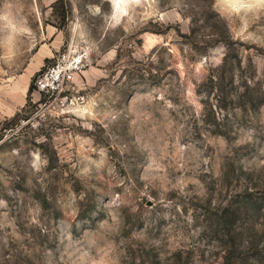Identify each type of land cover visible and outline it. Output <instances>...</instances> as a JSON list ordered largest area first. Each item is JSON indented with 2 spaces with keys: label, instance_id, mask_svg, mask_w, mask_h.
<instances>
[{
  "label": "rangeland",
  "instance_id": "374dc122",
  "mask_svg": "<svg viewBox=\"0 0 264 264\" xmlns=\"http://www.w3.org/2000/svg\"><path fill=\"white\" fill-rule=\"evenodd\" d=\"M0 264H264V0H0Z\"/></svg>",
  "mask_w": 264,
  "mask_h": 264
},
{
  "label": "built area",
  "instance_id": "2783aa9c",
  "mask_svg": "<svg viewBox=\"0 0 264 264\" xmlns=\"http://www.w3.org/2000/svg\"><path fill=\"white\" fill-rule=\"evenodd\" d=\"M89 58L85 51H73L69 46L59 51L57 57L35 78L38 91H55L72 81L79 70L88 63Z\"/></svg>",
  "mask_w": 264,
  "mask_h": 264
},
{
  "label": "crops",
  "instance_id": "0c3cea01",
  "mask_svg": "<svg viewBox=\"0 0 264 264\" xmlns=\"http://www.w3.org/2000/svg\"><path fill=\"white\" fill-rule=\"evenodd\" d=\"M63 42L64 34L57 27L52 25L44 27L37 48L31 53L24 64L26 77L30 78L45 63L47 58H52L60 49Z\"/></svg>",
  "mask_w": 264,
  "mask_h": 264
},
{
  "label": "trees",
  "instance_id": "16d2710c",
  "mask_svg": "<svg viewBox=\"0 0 264 264\" xmlns=\"http://www.w3.org/2000/svg\"><path fill=\"white\" fill-rule=\"evenodd\" d=\"M47 60H49V58H47Z\"/></svg>",
  "mask_w": 264,
  "mask_h": 264
}]
</instances>
